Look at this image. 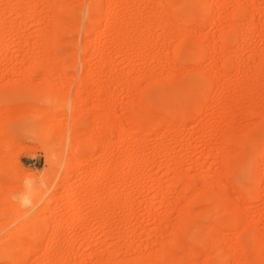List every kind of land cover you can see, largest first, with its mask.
Here are the masks:
<instances>
[{
    "label": "rangeland",
    "instance_id": "obj_1",
    "mask_svg": "<svg viewBox=\"0 0 264 264\" xmlns=\"http://www.w3.org/2000/svg\"><path fill=\"white\" fill-rule=\"evenodd\" d=\"M40 1L42 0H25L24 3V0H0V20L4 21L7 33L3 41L0 36V102L7 108L31 106L26 110L20 109L23 112L16 109L12 115L16 117L20 112V119L18 116L9 117L10 120L4 124V137H0V264H11L16 260L20 264H39L44 258L43 252L48 248L47 242L52 234V227L44 222V218L49 217L53 211H57V223L63 222L60 228L62 227L61 232L65 238L61 244L53 247L72 253L69 257L71 262L65 264H76L82 260H86V264H94L97 257L103 264H180L182 256H187L184 264H233L234 253H242L247 261H254V254L263 243L262 238L264 239V172L260 176L256 171L261 161H264V75L257 78V85L256 82H251L252 88L244 83L248 84L247 80L250 79L256 80V72L262 70L264 63L261 59L264 53V0H208L213 2L210 3L213 7L210 11L203 10L198 0H176L178 6L175 4L170 9L176 17L168 19L171 23L167 20L171 24L167 32L160 26L161 18L165 17L152 16L159 21L147 19L151 18L153 7L165 0H117L118 8L129 14L138 9V1L143 11L142 22L145 21V25L141 26L146 28L145 32L139 30L138 35L144 34L142 39L146 41L148 48L141 55L137 54L135 48L134 51L130 50L127 54L129 59L119 49L113 50L114 52L109 50L111 42H103L104 45L94 48V52H87L85 48L88 43L99 45L100 38H107L110 33L107 27L110 22L104 14L110 0H64L63 11L59 12L53 9L52 0H47L46 5ZM30 4L35 7L39 16L36 13L32 17L21 14ZM238 7L243 9L244 15H235ZM56 16H61L59 18L64 20L62 23L66 24V28L61 34L62 42L58 41L49 54L58 63L47 70L36 66L31 60L40 56L41 43L50 45V40L53 41L51 38L54 37V31L52 33L50 29L59 27ZM92 16L103 17L101 23L91 22ZM202 16L207 22L201 23ZM145 19L149 20L148 23ZM165 20L166 18L163 22ZM103 22L105 26L102 25ZM89 25L94 27L92 33L87 32ZM222 30L237 32L239 43L235 44L231 35L224 47L219 40ZM182 38H185L186 49L184 46L177 53ZM219 47L223 48L219 51ZM103 51L107 53L101 55ZM91 56L92 60L89 59ZM103 56L113 60L114 68L124 78L120 88H113L114 79L110 74L101 78L98 65ZM83 60H88V66L93 65V70L94 66L98 67V70H94L97 75L95 74L89 87H84L81 82L86 65ZM224 68L226 73L223 72ZM107 69L105 73L110 72ZM222 72L223 75L228 73L225 76V88L216 93L214 83ZM25 86L34 87L38 91ZM102 86L110 89L111 100L98 95V89ZM244 86L247 87L246 92L250 88L252 95L254 93V98L250 97L254 100L251 99L254 107L250 104V99V103L245 101L248 108L252 106V109H257L256 113L252 110L254 115L248 116L251 112L245 113L247 108L243 106L242 109L241 105L240 114L234 110L239 115L236 116L237 119L234 117L235 113L231 112L237 120L233 123L235 126L230 121L229 126L232 128L227 127L229 123L227 124L228 117L225 114L228 109L225 107L228 108L229 105L226 104L229 102L224 104L223 100L240 98V91H245ZM245 93H241V100L243 95L246 97ZM218 96L223 100L220 101L221 97ZM245 97L243 102L238 98V102L244 103ZM159 98L162 100H158ZM131 103L144 106L143 108L150 107L155 113L171 118L182 114L183 125L177 130V141L163 126L159 130V138L150 132L151 129H147L145 142L142 141L141 132H138L124 147L117 135L112 137V146L118 150L113 157L123 161L125 150L131 146L137 152H145L148 161L141 170L132 173L134 184L124 187L122 192L124 198L129 193L135 196L136 208L132 219H129L125 208L114 207L109 203L112 207L109 211L113 216L110 223L112 226L109 228L111 231H108L92 214L94 209L91 205L82 203L77 211L72 212L63 206L60 196H63L64 201L75 187L81 188L86 184L88 186L95 183L97 189V161L103 157V152L97 147V112L101 115L112 111L113 117L128 124L130 115L127 110ZM223 111L225 114H220ZM101 128L102 125L98 129ZM228 128H234L235 135L241 139L238 142L234 130H231L237 140H234L235 145H230L232 149L228 147L229 150L225 151L227 155H224L235 164L231 163L233 167L230 165L225 169L219 167V161L222 162L221 146L225 143L222 132ZM208 136L213 139L209 145L205 143ZM185 138L189 140L188 144L181 145L179 141ZM243 138L247 140L244 145ZM171 160L175 163L171 162L172 165L168 166ZM83 168H86L87 173L80 181L78 176L81 177L82 174H79L78 169ZM175 175H181L182 183L173 187L174 190L172 188L166 200L159 198L162 195L158 185L168 188ZM185 179L191 182L188 190L181 186ZM105 182L99 189L108 186L111 188H108L111 196H114L121 183ZM206 190L211 193H206ZM76 200L77 198L74 201ZM148 204L154 206L153 215L148 214ZM181 211L188 213V227L181 232L182 235H175ZM236 215L242 221L241 233L227 225ZM157 217H163L164 220L160 221ZM35 222L43 224L48 233L42 239H34L39 252L36 250V255L32 253L31 256L24 255L21 249L17 252L16 247L14 250L11 247L10 250L16 234ZM204 230L215 238L219 232H223L220 241H215L221 249L204 243L197 234L198 231L205 232ZM172 239L178 240L172 249L175 252H170L168 246ZM221 239H225L227 243ZM65 240L71 241V245H66ZM191 250L196 252L195 256ZM174 255L177 257H173ZM158 256L163 260L158 259ZM261 258L264 264V253Z\"/></svg>",
    "mask_w": 264,
    "mask_h": 264
},
{
    "label": "bare ground",
    "instance_id": "obj_2",
    "mask_svg": "<svg viewBox=\"0 0 264 264\" xmlns=\"http://www.w3.org/2000/svg\"><path fill=\"white\" fill-rule=\"evenodd\" d=\"M49 1V0H48ZM106 1V0H105ZM121 1H124V0H121ZM20 2H22L23 3V1H20ZM19 2V3H20ZM51 2V1H50ZM52 2H53V9L55 10V11H57V12H59V11H63V3H64V0H52ZM212 2V1H211ZM211 2H209L208 0H198V3H199V5L203 8V10H205V11H210L211 10V5H210V3ZM24 3H25V0H24ZM40 3L41 4H44V5H46L47 4V0H42V1H40ZM105 3H107V2H105ZM181 3V2H180ZM180 3H179V5H180ZM94 4V3H93ZM177 5L178 6V4L176 3V0H165V2H163V3H161V4H158V6H155V7H153V9H152V14L150 13V16H151V18H147V19H149L150 21L153 19V20H158V19H156L157 17V15H160L161 17H165L166 18V20L163 22V19H165V18H161V29L164 31V32H167V31H169V29L171 28V19H172V17H176L175 16V14H174V12H173V10H170V9H172V7L174 6V5ZM212 4H213V2H212ZM137 5H138V9L136 10V11H134L133 13H131V14H129V13H127L125 10H123V9H121V8H118V1L117 0H110V1H108V4H106V7H105V10H104V14H105V16L108 18V22H110L109 24L110 25H107V27H108V35H107V38L105 39V38H103V37H101L100 38V40H101V42H100V44L99 45H97V43L95 44V45H93V44H91V43H88V45H87V47L85 46V48H87V52L88 51H91V50H93L94 48H96V47H100V46H103L104 45V43L107 41V42H111V49H109V50H116V49H119V51H120V53L121 54H123L124 56H127V54H129V52H130V50L132 51L134 48V50L137 52V54H139V55H141L142 54V52L143 51H145L147 48H148V45H147V43H146V41L144 40V39H142V36H144V34L140 37L138 34H139V32L140 31H144L145 32V29L144 28H146V27H142L141 26V24L142 25H145L144 23H145V21L144 22H142V19H144L143 18V11L140 9V7H139V5H140V2L138 1L137 2ZM20 6V5H19ZM24 6H25V4L23 5V7L22 8H24ZM21 7V6H20ZM27 7V8H26ZM25 7V10L23 9V11H22V13L21 14H25V16H30V17H32L33 15L32 14H34V13H36V14H38V16H39V13L35 10V7L32 5V4H30V5H28V6H26ZM169 9V12H168V10L167 9ZM175 8V7H174ZM213 8V7H212ZM245 9V8H244ZM245 11V10H244ZM251 12V11H250ZM10 13V12H9ZM208 13V12H207ZM252 15H253V13H251ZM164 15V16H163ZM166 15V16H165ZM167 15H168V17H167ZM169 15H172L171 17H169ZM236 16H240V15H244L243 14V9H241L240 7H238L237 8V10H236V14H235ZM37 16V17H38ZM149 16V17H150ZM152 16H155L156 18L154 19V18H152ZM159 16V17H160ZM248 16V15H247ZM59 17H61V16H59ZM58 16H56V21H58V23H59V27L57 28H55V27H53V30H52V27H51V32L53 33V31H54V37H52L51 39L53 40L52 42H51V40H50V45H48V44H45V43H41L42 45H41V54H40V56H38V57H36L37 59H35V58H33V60H31V61H33V63L36 65V66H38V67H40V68H43V69H47V70H51L52 69V67L54 66V64L55 63H58V61L56 62V60L55 59H53V58H55V57H49V54L51 53V52H53V50H54V48H55V46H56V43L59 41H61L62 39H61V34H62V32L65 30V28H66V24L64 25L62 22L64 21H62L60 18H59ZM93 17V16H92ZM251 17V16H250ZM29 18V17H28ZM33 18H35V17H33ZM103 18V17H102ZM102 18H100V17H93L92 19H93V21H91V22H93V23H95V24H99V23H101V21H102ZM178 18V17H177ZM104 19H105V17H104ZM147 19H145L146 21H147V23H148V21L149 20H147ZM168 19H170V20H168ZM250 19V18H249ZM152 20V21H153ZM170 21V23L168 22V21ZM178 20H180V19H178ZM159 21V20H158ZM167 21V22H166ZM205 22H207V20L205 19V17H203L202 16V18H201V23H205ZM105 22H103L102 23V25L104 24ZM146 23V25H148ZM88 25V24H87ZM231 25V24H230ZM101 26V25H100ZM103 26H105V25H103ZM131 26V27H130ZM6 25L4 24V21L3 20H0V36H1V41H3V39H5V35L7 34L6 33ZM230 27V26H229ZM97 28V27H96ZM129 28V29H128ZM130 28H132V29H130ZM234 28V27H233ZM14 29V28H13ZM55 29V30H54ZM107 29V28H106ZM140 30V31H139ZM150 30V29H149ZM16 31V30H15ZM94 31V27L92 26V25H89L88 27H87V32L88 33H92ZM107 31V30H106ZM223 31V33H222V35L221 36H219L220 38H219V40H220V43H222V45L224 46L226 43L225 42H227L229 39H231V35L233 36V41H234V43L235 44H238L239 43V41L237 40L238 38H236L237 36H238V34H237V32H231L230 30L228 31V32H224V30H222ZM97 32V31H96ZM147 32H149L148 31V29H147ZM13 33H14V31H13ZM142 33V32H141ZM140 33V34H141ZM229 33V34H228ZM15 34V33H14ZM229 35V36H228ZM104 36V35H103ZM139 36V37H138ZM144 38V37H143ZM187 39V38H186ZM64 40V39H63ZM123 40V41H122ZM145 41V43H144V41ZM189 41V40H188ZM62 42V41H61ZM104 42V43H103ZM185 38L183 39H181L180 40V44H179V48H178V50H177V53H179L180 51H181V49H184V46H185V49H186V45H185ZM187 44V43H186ZM114 45H117V46H114ZM188 45L190 46V44L188 43ZM187 45V46H188ZM203 45V44H202ZM221 45V46H222ZM114 46V47H113ZM192 46V45H191ZM113 47V48H112ZM225 47V46H224ZM57 48V47H56ZM221 48H223V47H219V51L221 50ZM103 49H104V47H103ZM188 49H190V48H188ZM108 49H107V51H109ZM133 50V51H134ZM217 50L218 49H216V52L215 53H217ZM107 51H103L102 53H101V55L102 54H105V53H107ZM113 51V52H114ZM191 51V50H190ZM93 52H94V50H93ZM109 53V52H108ZM192 53V52H191ZM90 54H91V52H90ZM199 55H200V52L198 53ZM226 54V53H225ZM92 55V54H91ZM182 55V54H181ZM221 55V54H220ZM94 56V55H93ZM106 56V55H105ZM262 56V55H261ZM68 57V56H67ZM66 57V58H67ZM104 57V56H103ZM128 57V56H127ZM89 58V57H88ZM102 58V57H101ZM101 58H100V60H101ZM222 58V57H221ZM229 58V57H228ZM35 59V60H34ZM58 59H59V57H58ZM89 59H93V57L91 56V58H89ZM88 59V60H89ZM128 59H129V57H128ZM131 59V58H130ZM262 59V62H264V53H263V57L261 58ZM88 60L87 61H85V60H83V63L84 62H86L85 64V71H84V75H83V77H82V79H81V82H82V84L84 85V87H89L90 86V83L92 82V80H93V78L97 75V71H94L95 70V68L97 69L98 67V69L100 70V73H101V78H102V76L104 77V75L106 76V75H109L110 74V76H112L113 77V79H114V81H113V88H120V83L121 82H123L124 81V78H122L121 77V75H119L118 74V72L116 71V69L114 68V66H113V60H111V59H109V58H106V57H104L103 59H102V61H101V64L100 65H98V67H96V66H94V70H93V68H92V66H88ZM24 61H25V59H24ZM29 61V60H28ZM97 61V60H96ZM17 62H20V61H17ZM224 62V61H223ZM222 62V63H223ZM259 62H261V60L259 61ZM262 62L260 63V66H261V64H262ZM23 63V62H22ZM93 63V62H92ZM59 64H60V62H59ZM91 64V63H90ZM96 65H97V63H95ZM56 65V64H55ZM222 65V64H221ZM224 65H225V62H224ZM263 65V67H264V63L262 64ZM105 67H109L107 70H110V72L109 73H105ZM262 67V66H261ZM260 67V68H261ZM262 67V70H264V68ZM97 69V70H98ZM258 69V68H257ZM221 70H222V68H221ZM262 70L260 69V71L259 70H257L258 72H256V80H252V79H250V80H247L249 83L247 84V83H244V82H242V83H244V85H250L249 87L250 88H252V86H251V82H256L255 84L257 85V82H258V79H260L261 77H262V75H264V71L262 72ZM224 73H226V69L224 68V71H223ZM223 72L221 73V76L219 75V77L217 78V81H216V83H214V86L216 87V93H217V91H222L224 88H225V83H226V80H227V78L225 77L226 75H223ZM96 74V75H95ZM261 75V76H260ZM258 78V79H257ZM212 81V80H211ZM212 82H214V81H212ZM254 83H253V85H254ZM111 84V83H110ZM255 85V86H256ZM110 86V85H109ZM243 86V85H242ZM23 87V86H22ZM25 87H28L29 89H32V90H36L35 92H37L38 90L37 89H34V87H31V86H25ZM256 87H258V86H256ZM16 88V87H15ZM27 88V89H28ZM244 88V90L245 91H243L244 93L247 91L246 89H247V87L245 88V86L243 87ZM242 88V89H243ZM250 88H248V92H246L245 94H249L250 93V91H251V89ZM256 89V88H255ZM31 90V91H32ZM33 91V92H34ZM43 91H45V90H43ZM242 92V90L240 91V100H241V93H243ZM98 95H100V96H102V97H104V98H108V99H110L111 100V97H112V93H111V91H110V89L108 88V87H105V86H102L101 88H99L98 89ZM166 93V92H165ZM167 94V93H166ZM246 95V97L243 95V97H245V99H244V101L245 100H248V99H250V101H251V99L252 98H254V93H253V95H252V91H251V94H249L250 96H247ZM258 95V94H257ZM260 95V94H259ZM237 96H238V94H237ZM253 96V97H252ZM255 96H256V94H255ZM263 96V95H262ZM219 97V96H218ZM221 97V96H220ZM219 97V98H220ZM243 97H242V100H243ZM250 97H252V98H250ZM162 98V97H161ZM237 98V99H238ZM259 98V97H258ZM171 99H173V98H171ZM236 98H234V99H232V100H227V99H225V100H223V98L221 97L219 100L221 101V100H223L225 103L224 104H226L227 103V101L230 103V102H232L231 104H226L227 106H228V108L227 107H225L226 109H228L227 110V113L225 114L224 113V111L223 112H221L220 114H225V116H226V118L228 117V119H227V124H228V126L227 127H231L232 128V126H229L231 123H230V121L232 122V125L233 126H235L233 123L235 122V120L237 119L236 118V116H237V114H240V106L242 107V109H243V106H246V110L244 111L245 113H248L249 111L251 112L252 110H254V114L256 113L255 112V110H257L256 108H254V109H252V102L254 101L253 99V101H251V103H250V101L248 102V103H250L252 106H250L251 108H248L247 106H248V104L246 103V101L244 102V103H246L245 105H243L244 103H242V104H240V102H238V100H237ZM255 99H256V97H255ZM139 100H140V98H139ZM138 100V101H139ZM144 100V99H143ZM142 100V101H143ZM158 100H162V99H158ZM235 100H237V101H235ZM241 100V102H243ZM258 100V99H257ZM141 101V100H140ZM144 102V101H143ZM235 102V103H234ZM237 102V103H236ZM257 102V101H256ZM141 105H142V103L141 102H139ZM233 104L235 105L234 107H233ZM239 104V105H238ZM249 104V105H250ZM3 103L2 102H0V137H4L3 136V130H4V124L7 122V120H8V118L10 117V118H12V117H14V115H12L13 113H14V111L16 110V109H19V111H21L20 109H22L23 110V108H24V110H26V108L27 107H31V106H27V105H25L26 107H21V106H19V108H18V106L17 107H13V108H11V107H3ZM141 105L140 106H136L135 104H133V103H131L130 104V106H128V113H129V115H130V118H129V123L127 124H124L121 120H119L118 118H116V117H113L111 114H112V111H107V112H105L104 114H101L100 115V113H98L97 112V147H99L100 149H101V151L103 152L102 154V158L99 160V161H97V189H96V184L95 183H92V184H90V185H88V186H86V185H84V186H81V188L80 187H75V189H73L72 191H71V194H69L68 196H67V199L66 200H64L63 201V196L61 197L60 196V201H62V204H64L63 206H65V207H68V209L70 210V211H72V212H74V211H77L78 209H79V207H80V205L82 204V203H86V204H89V205H91L92 207H93V212H92V214L96 217V219H98L101 223H102V226H103V228L104 229H109L110 228V223H111V219H112V216H113V213H111V211H109L110 209V207L113 205L114 207L115 206H117V207H123L122 209H126L127 210V215L129 216V219L134 215L133 214V211L135 210L134 208H136V206H135V196L132 194V193H129L128 195H125V198H124V196H123V194H122V192H123V189H124V187H129V186H131L132 185V183L134 182V180H133V182H132V173L133 172H135V171H139V170H141L145 165H146V162L148 161L147 160V154L145 153V152H143V151H141V152H137L134 148H130V147H128L126 150H125V152H124V156H125V159L123 160V161H119V158H116V157H113V156H115L114 155V153H116L115 151L117 150L116 148H114L113 146H112V137L113 136H115V135H117L118 136V138H119V140H120V143L122 144V146L124 147V146H126L130 141H131V139H133V135L134 134H136V133H138V132H141V135H142V141H144V139L146 138V136H145V131H147V129L150 131V129H151V131L150 132H152L153 133V135H155L156 137H158L159 138V136H160V134H159V130H160V128L163 126V127H165L166 129H168V131H169V133L171 134V136L174 138V140H176L177 141V139H178V135H177V130H179L180 129V127H182V125L183 124H181V121L183 120V116H182V114H177V115H175V117L174 118H171L170 116H167V115H164V114H162V115H160V114H157V113H155V111H152L151 109H149L150 107L148 106V105H146V104H144V105H146V106H148L149 108H143V107H141ZM237 105V106H236ZM224 106V105H223ZM21 107V108H20ZM234 109H233V108ZM254 107V106H253ZM231 110H230V109ZM236 108H238V110L236 109ZM28 109V108H27ZM233 109V110H232ZM241 109V110H242ZM250 109V110H249ZM229 110H230V112H229ZM234 110H235V112L237 113H235L234 112ZM248 110V111H247ZM194 111V110H193ZM195 111H196V109H195ZM221 111V110H220ZM243 111V110H242ZM247 111V112H246ZM18 111H16V113H17ZM21 112H23V111H21ZM199 112V111H198ZM235 115H233L236 119H234L233 118V116H232V113ZM253 112V111H252ZM251 112V114L250 113H248L247 115L248 116H252V113ZM189 113V112H188ZM15 114V113H14ZM19 114V115H18ZM22 114V113H21ZM20 112H18L16 115L18 116V118L20 119ZM228 114V115H227ZM250 114V115H249ZM253 114V115H254ZM12 115V116H11ZM246 115V114H245ZM245 115H243V117L245 116ZM264 115V114H263ZM16 116V117H17ZM195 116V115H194ZM16 117H14V118H16ZM190 117H193V116H190ZM237 117H239V115L237 116ZM52 119V118H51ZM53 119H55V118H53ZM264 119V118H263ZM10 120V119H9ZM8 120V121H9ZM237 121V120H236ZM183 123V122H182ZM237 123V122H236ZM235 123V124H236ZM226 124V125H227ZM100 125H102V128L101 129H98L99 128V126ZM57 128V127H56ZM134 128H137V130H139V131H137L136 129V131L134 130ZM230 128H228V130L226 129V131L224 130L223 132H222V137L224 138V144H223V146H221V147H223L222 148V150H223V156H221L222 158V162L221 161H219L221 164H219V167H225V169L228 167V166H230L231 165V163L232 164H235V162H231L230 161V159H229V157L227 158V156H225V155H227L226 153L227 152H225L227 149H228V147L230 148V149H232L231 148V146L230 145H235V143H236V141L234 142V140H237L236 138H235V136L236 137H238L237 135H235V130H234V128L233 129H230ZM231 130L233 131L234 130V135H233V132H231ZM162 131V130H161ZM148 132V131H147ZM231 133V134H230ZM162 134V133H161ZM259 135V134H258ZM257 135V136H258ZM232 136H234V137H232ZM247 136V135H246ZM155 137V138H156ZM245 137V136H244ZM248 137V136H247ZM257 138H260V136L259 137H257ZM229 139H231V141L229 140ZM232 139H233V141H232ZM239 139H241V138H239L238 137V142H240L239 141ZM253 139V138H252ZM146 140V139H145ZM212 141H213V139H211V136H208L206 139H205V143H207V145H209V144H211L212 143ZM246 139H244L243 138V140H242V145H244L245 143H246ZM145 142V141H144ZM188 142H189V140H187V138H185V139H183V140H181V141H179V143H181V145H186V144H188ZM227 142V143H226ZM231 142H233L232 144H231ZM141 143V142H140ZM262 143V142H261ZM80 144V143H79ZM214 144V143H213ZM89 145V144H88ZM219 146V145H218ZM80 147V146H79ZM122 147V148H123ZM119 148V147H118ZM1 149H2V146L0 145V152H1ZM213 149V148H212ZM123 150V149H122ZM140 150V149H139ZM142 150V149H141ZM155 150V149H154ZM220 150V149H219ZM218 150V151H219ZM229 150V149H228ZM227 150V151H228ZM118 151V150H117ZM121 151V150H120ZM214 151V150H213ZM212 151V152H213ZM231 151V150H230ZM156 152V151H155ZM245 152V151H244ZM251 152V151H250ZM148 153V152H147ZM154 153V152H153ZM224 153H225V155H224ZM252 153V152H251ZM211 154V153H210ZM219 154H221V153H219ZM250 154V153H249ZM149 155V154H148ZM151 155V154H150ZM251 155V154H250ZM258 155V154H257ZM210 156V155H209ZM214 156V154L212 155V157ZM219 156V155H218ZM217 156V158L219 159V157ZM241 156V155H240ZM252 156V155H251ZM258 157V156H257ZM215 158H216V156H215ZM241 158V157H240ZM240 158H239V160H240ZM259 158V157H258ZM172 159V158H171ZM175 161V160H174ZM260 161V160H259ZM150 162V161H149ZM152 162V161H151ZM171 162H173L172 160L171 161H169V163H168V166H171L172 165V163ZM175 162H173V164H174ZM177 163V162H176ZM223 163V164H222ZM259 163V162H258ZM169 164H171V165H169ZM251 164V163H250ZM220 165H222V166H220ZM237 166V165H236ZM231 167H233L232 165H231ZM234 169V168H233ZM232 169V170H233ZM256 169H257V167H256ZM79 170V174H82V175H80L81 177H79L78 176V179L80 180V181H82L84 178H85V176H86V173H87V170H86V168H83V169H78ZM170 170V169H169ZM143 171V170H142ZM256 171H258V173H259V175L261 176L262 174H263V172H264V161L262 162L261 161V163L259 164V167H258V170H256ZM81 172V173H80ZM146 172V171H145ZM172 172L170 171V174H171ZM226 173V172H225ZM137 174V173H136ZM140 174H142L141 172H140ZM145 175H146V173H145ZM188 175V174H187ZM173 176V175H172ZM259 176V177H260ZM176 177V178H175ZM188 178H189V176H188ZM262 178V177H261ZM79 180H78V182H79ZM202 180V179H201ZM104 181H106V182H108V181H118V182H120L121 183V185L119 184V186H117L118 187V189H117V193L114 195V193H112V195H114V196H111V188L110 187H108L107 186V188H104V187H100L101 189H99V186H101V184L104 182ZM220 181V180H219ZM106 182H105V184H106ZM117 183V182H116ZM182 183V177H181V175H175L174 176V179H173V182L172 183H170V185L168 186V188L166 187V188H164L163 186H161V184L160 185H158V189H160V191L159 192H161V195L163 196H161V197H159V198H162V199H164V200H166V196H167V194L168 193H170L171 191H172V188L173 187H177V185H179V184H181ZM78 184V183H77ZM134 184V183H133ZM221 185V184H220ZM223 185V184H222ZM75 186V185H74ZM77 186V185H76ZM103 186V185H102ZM157 186V185H156ZM155 186V187H156ZM181 186H183L182 188H184L185 190H188L190 187H191V182H189L188 180L186 181V179H185V182H184V184H182ZM254 186V185H253ZM108 188H110V189H108ZM164 188V189H163ZM211 188V187H210ZM64 189V188H63ZM175 188H173V190H174ZM192 189V188H191ZM249 190H251L250 188H248ZM211 190V189H210ZM258 190V189H257ZM253 191V190H252ZM0 192H1V187H0ZM207 192H209V191H207L206 190V193ZM219 192V191H218ZM247 192H248V190H247ZM258 192V191H257ZM61 193V192H60ZM59 193V194H60ZM204 193V192H203ZM209 193H211V191L209 192ZM250 193V192H249ZM202 194V193H201ZM201 194L199 195V196H201ZM205 194V193H204ZM203 195V194H202ZM253 195V194H252ZM258 195H259V193H258ZM77 196H79V198L77 197ZM158 196H159V194H158ZM198 196V197H199ZM249 196H251V194L249 195ZM219 197V196H218ZM75 198H77V200L76 201H74L75 200ZM214 198V197H213ZM249 198V197H248ZM57 199H59V198H57ZM164 200H162L163 202H164ZM217 200V199H216ZM59 201V200H58ZM218 201H219V203H221V201L218 199ZM55 202H56V200H55ZM64 202V203H63ZM162 202V203H163ZM3 203V202H2ZM109 203L111 204V206L109 205ZM150 203V202H149ZM149 205V204H148ZM147 205V206H148ZM49 209V208H48ZM46 210V209H45ZM111 210H112V207H111ZM47 211V210H46ZM53 211V210H52ZM116 211V210H115ZM153 211H154V206H152L151 204L149 205V207H148V214L149 215H153ZM113 212H114V210H113ZM182 212V211H181ZM57 211H53L52 213H51V215L49 216V217H45L44 218V222H46L47 224H50L51 225V227H52V234H51V236H50V238H49V240H48V248H46L45 249V252H43L44 253V258L42 259V260H40L41 262H39V264H60V263H67L68 261H70L71 262V260H69V257L71 256L70 254H72V253H70V252H67V251H61V250H56L53 246L54 245H58V244H61L62 242H63V240L65 239L64 238V234H63V232H61V228H60V224H63V222L62 223H60V224H58L57 223ZM44 214V213H43ZM181 216V215H180ZM114 218V217H113ZM158 218V217H157ZM239 217H238V215H236L235 217H233L229 222H228V227L229 228H231V229H233L234 231H238V233H241V232H239V231H241V222L239 221V219H238ZM132 219V218H131ZM160 221H162V220H164V218L163 217H161V218H158ZM157 219V220H158ZM189 218H188V213L186 212V211H183L182 212V216H181V220H180V222L178 223V225L176 226V228H175V235H182V231L185 229V228H187L188 226H187V220H188ZM241 219V218H240ZM80 220V219H79ZM243 220V219H242ZM64 221V220H63ZM73 223H76L77 221H72ZM130 222V221H129ZM112 226V225H111ZM187 226V227H186ZM197 227V226H196ZM195 227V228H196ZM242 227H244V226H242ZM255 227V226H254ZM27 228V229H26ZM242 229H245V228H242ZM51 230V229H50ZM75 230V229H74ZM116 230V229H115ZM72 231V230H71ZM108 231H111L110 229L108 230ZM205 231V230H204ZM186 232V231H185ZM51 233V232H50ZM73 233L75 234L76 233V231H73ZM110 234H111V232H109ZM184 233V232H183ZM187 233V232H186ZM218 233V232H217ZM48 233H47V229H46V227H44L43 226V224H41L40 222H35L34 224H31V225H29V226H25V228L23 229V230H21V231H19L17 234H16V237H14V239L12 240V242H11V245H10V250H11V247H13L12 248V250H14V247H16V249H17V252H19L20 251V249L21 250H23V254L24 255H31L32 253H35L36 252V250H37V246H36V243H35V241H34V239H42V238H44V237H46V235H47ZM74 234H72V235H74ZM77 234V233H76ZM195 234V233H194ZM197 234H199L200 236L199 237H201L202 238V240L204 241V243L207 245V246H215L216 245V240H219L220 241V239L219 238H221L222 236H223V232H221V234H220V232H219V235H217V237L215 238V237H213L210 233H208V232H200V231H198V233ZM196 235V234H195ZM49 236V235H48ZM66 237V236H65ZM177 237V236H176ZM179 237V236H178ZM198 237V238H199ZM182 238V237H181ZM180 239V238H179ZM182 239H184L185 240V238L183 237ZM258 239H259V237H257L256 238V241H258ZM221 240H223V239H221ZM225 240V239H224ZM223 240V241H224ZM37 241V240H36ZM42 241V240H41ZM66 241V240H65ZM64 241V242H65ZM98 241V240H97ZM176 241H177V243H178V240H175V239H172V240H170L169 241V243H168V246H169V248L171 249H169L168 247V249L170 250V252L172 251V249L173 248H175V245H176ZM203 241H202V243H203ZM222 241V242H223ZM225 242V241H224ZM238 242V241H237ZM262 244L261 245H259V247H258V249H257V251L255 252V254H254V257H255V259H254V261H247L246 260V258H244L241 254H236V253H234V251H233V253H234V255H233V264H262V255H263V253H264V239L262 238ZM91 243V242H90ZM98 243H99V241H98ZM183 243H184V241H183ZM225 243H227V242H225ZM225 243H223V244H225ZM66 245H71V241H66V243H65ZM179 244H180V242H179ZM218 244H219V242H218ZM90 245H92V243L90 244ZM166 245V244H165ZM180 245H183V244H180ZM226 246H227V244H226ZM239 246V245H238ZM189 247V246H188ZM205 247V246H204ZM216 247H217V245H216ZM220 249H221V247L220 246H218ZM217 247V248H218ZM240 247V246H239ZM19 248V249H18ZM38 248H40V247H38ZM223 248V247H222ZM189 250L190 251V249L189 248H186V250ZM207 249H208V247H207ZM213 249H215V247L213 248ZM7 250V249H6ZM187 250V251H188ZM211 250V249H210ZM219 250V249H218ZM166 251H167V249H166ZM166 251H164V252H166ZM224 251H225V249H224ZM229 251V250H228ZM37 252H39L38 250H37ZM168 252V251H167ZM166 252V253H167ZM172 252H175V251H172ZM199 252V251H198ZM210 252H212V251H210ZM232 252V251H231ZM21 253L22 252H20V255H21ZM191 253H192V255L193 256H195L196 255V252L195 251H193V250H191ZM200 253V252H199ZM222 253V252H221ZM230 253V252H229ZM175 254V253H174ZM188 254V253H187ZM200 254H202V253H200ZM232 254V253H231ZM231 254H230V256H231ZM35 255H36V253H35ZM163 255V253L161 254V256ZM170 255V254H169ZM211 255V253L208 255V256H210ZM221 255V254H220ZM219 255V256H220ZM32 256V255H31ZM73 256V255H72ZM96 256H97V254H96ZM161 256H158V259H162V258H159V257H161ZM177 257V255H174L173 257ZM223 256V255H222ZM229 256V257H230ZM245 256V255H244ZM249 256H251V255H249ZM25 258L26 257H28V256H24ZM172 257V256H171ZM221 257V256H220ZM219 257V258H220ZM224 257V256H223ZM166 258V257H165ZM22 259H24V258H22ZM71 259V258H70ZM223 259V258H222ZM21 260V259H20ZM74 260V259H73ZM163 260V259H162ZM177 260V259H176ZM229 260V259H228ZM168 261V260H167ZM179 261V260H178ZM185 261H187V256H182V257H180V264H184L185 263ZM218 261H219V259H218ZM221 261V260H220ZM75 262V261H74ZM77 262V261H76ZM228 262V261H227ZM4 263H6V262H3V263H1V264H4ZM21 263V262H20ZM17 260L15 261V262H13V263H11V264H20ZM69 263V262H68ZM71 264V263H70ZM76 264H86V260H82L80 263L78 262V263H76ZM94 264H103V261H101V259L100 258H98L97 257V261H95V263ZM135 264V263H134ZM137 264V263H136ZM179 264V263H178ZM224 264V263H223Z\"/></svg>",
    "mask_w": 264,
    "mask_h": 264
}]
</instances>
